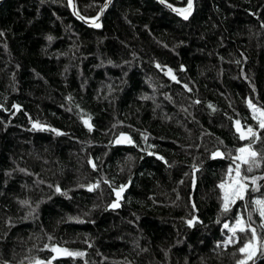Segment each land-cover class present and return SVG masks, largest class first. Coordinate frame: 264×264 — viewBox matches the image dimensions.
Instances as JSON below:
<instances>
[{"label": "trees", "instance_id": "trees-1", "mask_svg": "<svg viewBox=\"0 0 264 264\" xmlns=\"http://www.w3.org/2000/svg\"><path fill=\"white\" fill-rule=\"evenodd\" d=\"M192 6L0 2V264H264V0Z\"/></svg>", "mask_w": 264, "mask_h": 264}, {"label": "water", "instance_id": "water-1", "mask_svg": "<svg viewBox=\"0 0 264 264\" xmlns=\"http://www.w3.org/2000/svg\"><path fill=\"white\" fill-rule=\"evenodd\" d=\"M2 0H0L1 2ZM157 1L161 6H163L164 8H166L167 10H169L173 15H175L176 17L182 19V20H187L192 12V4H193V0H188L187 2V6L184 8H176V7H172L169 4L165 3L162 0H155ZM111 2V0H105V2L103 3V5L100 7L99 11L97 12L96 16L93 19H84L81 18L75 10V2L74 0H67L68 3V7L70 9V12L72 13V15L82 24H84L85 26L88 27H92L94 29H99L100 28V19L102 17V14L104 12V9L108 6V4ZM237 134L239 136L242 135H246V137H244V140H247L251 134L254 133L253 130H242L240 127H238V129L236 130ZM114 145L117 147H125L130 143V138L128 136V134L125 133H119L113 141ZM37 264H52L51 260H47V261H42L39 262Z\"/></svg>", "mask_w": 264, "mask_h": 264}, {"label": "rangeland", "instance_id": "rangeland-1", "mask_svg": "<svg viewBox=\"0 0 264 264\" xmlns=\"http://www.w3.org/2000/svg\"><path fill=\"white\" fill-rule=\"evenodd\" d=\"M253 108H251L252 110ZM253 119L256 121V123L262 127L264 126V113L260 110H253ZM251 145L240 147L236 154V160L238 164H244L245 162H248L249 159L253 157V152L251 150ZM238 171L236 167L232 170L231 175L229 176L228 180L224 183V189L225 194L229 198H236L238 196H241L243 194V191L245 190L246 186H243L242 183L238 180ZM115 196H118L119 191L114 192ZM261 204H263L260 201ZM243 222H241L239 219L237 220V223H232L231 225H228L226 227V237L228 239V236L230 237V234L233 231V228L236 227H242ZM253 247L248 248V252L252 251Z\"/></svg>", "mask_w": 264, "mask_h": 264}, {"label": "bare ground", "instance_id": "bare-ground-1", "mask_svg": "<svg viewBox=\"0 0 264 264\" xmlns=\"http://www.w3.org/2000/svg\"><path fill=\"white\" fill-rule=\"evenodd\" d=\"M78 13V12H77ZM241 128V127H240ZM238 129V128H237ZM242 130H249V129H243V128H241ZM254 131V133H256V131L255 130H253ZM124 133V132H123ZM253 133V134H254ZM125 134H127V133H125ZM253 134H251V135H253ZM251 135H250V137H251Z\"/></svg>", "mask_w": 264, "mask_h": 264}]
</instances>
